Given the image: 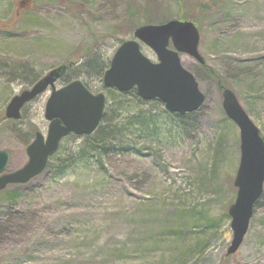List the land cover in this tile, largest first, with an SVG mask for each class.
Returning a JSON list of instances; mask_svg holds the SVG:
<instances>
[{
    "label": "rangeland",
    "instance_id": "1",
    "mask_svg": "<svg viewBox=\"0 0 264 264\" xmlns=\"http://www.w3.org/2000/svg\"><path fill=\"white\" fill-rule=\"evenodd\" d=\"M145 2L0 0L5 171L26 162L29 129L46 133L43 110L50 89L24 105L17 120L4 115L10 98L69 62L68 80L79 78L108 97L102 74L119 42L166 12L159 7L146 15L140 11ZM147 3L153 8L161 2ZM186 5L194 6L186 13L197 19L204 64L221 75L264 139V0ZM141 49L155 60L147 46ZM180 58L205 96L184 125L160 118L156 139L130 144L138 151H115L101 163L80 159L63 172L53 163L28 182L0 191V264H264V184L240 246L227 253L239 129L225 115L221 89L202 64L188 54ZM95 62L101 72L92 70ZM66 82L61 77L55 86ZM80 141L71 135L60 145L68 149Z\"/></svg>",
    "mask_w": 264,
    "mask_h": 264
},
{
    "label": "water",
    "instance_id": "2",
    "mask_svg": "<svg viewBox=\"0 0 264 264\" xmlns=\"http://www.w3.org/2000/svg\"><path fill=\"white\" fill-rule=\"evenodd\" d=\"M133 36L123 40L114 50L102 75L103 86L122 92L134 88L142 99H159L169 112L184 114L198 109L205 96L193 73L180 60V54L184 53L200 64L204 62L198 51L196 25L190 20L171 18L161 23L142 24L134 29ZM140 43L153 51L154 61L142 52ZM65 68V64L52 68L29 88L13 95L6 104L5 117L19 119L25 103L47 87L51 88L43 110L48 121L46 133L34 132L33 139L25 147L27 161L15 170L5 171L9 153L0 149V191L9 184L26 183L40 174L49 157L57 151L60 140L69 133L89 135L99 125L105 94L102 91L93 93L80 79L56 88L55 81ZM221 105L225 115L238 127L240 139V159L233 181L236 197L227 211L232 230L227 253H234L246 233L254 203L263 191L264 139L229 88L222 90Z\"/></svg>",
    "mask_w": 264,
    "mask_h": 264
},
{
    "label": "trees",
    "instance_id": "3",
    "mask_svg": "<svg viewBox=\"0 0 264 264\" xmlns=\"http://www.w3.org/2000/svg\"><path fill=\"white\" fill-rule=\"evenodd\" d=\"M147 1L148 0H146L144 7L140 8V11L146 15L147 11L150 9L154 12V9L159 7L166 9L164 15L153 20L155 22H163L169 18H178L192 20L196 24L197 19L195 16L188 12L186 13V10L194 9V6L186 5L188 0H158L161 3L153 8L149 7L150 5ZM199 1L200 3H205L206 0ZM203 8L207 9L206 6H203ZM147 20V22L152 21L150 19ZM107 66H105V69ZM92 67V70L97 69L99 72L102 71V69L97 66L96 62ZM202 67L204 71L216 81L219 89L222 90L225 88L221 75L215 69L205 64H202ZM68 68L67 71L69 70ZM69 78L70 74L67 72V74L63 76V79L68 81ZM191 115L192 112L182 115L169 112L163 107L160 100L142 99L135 89L120 92L114 88H108L106 107L101 122L94 132L90 135L76 136L80 138L81 141L78 145L71 148L62 149L61 145H59L57 152L49 158L46 167H50L55 163L57 171L63 172L71 163L80 159L88 160L93 158L95 162L99 161V163H101V158L103 156L115 151H138L135 150V146H131L130 144H135L133 140H138L140 138L156 139L158 119H173L177 121V125H180L183 118H190ZM181 124L184 125L183 123ZM29 132L33 133V128L29 129ZM71 135L72 134L68 136ZM65 138H67V136Z\"/></svg>",
    "mask_w": 264,
    "mask_h": 264
}]
</instances>
